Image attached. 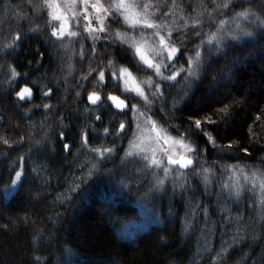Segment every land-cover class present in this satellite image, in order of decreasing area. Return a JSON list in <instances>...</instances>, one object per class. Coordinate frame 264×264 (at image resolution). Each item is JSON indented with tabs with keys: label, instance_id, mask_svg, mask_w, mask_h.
<instances>
[{
	"label": "trees",
	"instance_id": "obj_1",
	"mask_svg": "<svg viewBox=\"0 0 264 264\" xmlns=\"http://www.w3.org/2000/svg\"><path fill=\"white\" fill-rule=\"evenodd\" d=\"M130 1L134 4V0ZM144 2H151L162 11L171 8L170 16L149 21L163 23L168 20L169 27L164 31L182 25L184 21L179 18L184 17L189 23L200 19L203 35L216 31L214 22L229 20L231 16V13L215 15L210 22L206 14L214 5L209 0H176L175 7H172V0ZM222 2L216 0V4ZM240 3L241 0H237V5ZM134 8L142 11L139 7ZM245 9H251L264 18V0L244 2L234 11ZM201 13L205 15L200 16ZM21 16H29L31 22L23 23L19 20ZM172 20L176 22L172 23ZM0 21L4 26V43L9 41V30L12 34L17 31L27 33L19 42L18 49L10 53L5 50L0 54V65H11L20 73L21 87L25 84L31 86L32 82L39 85L38 89H33L30 103L15 101L14 93L6 82L0 86V112L3 113L0 137L8 140V145L0 143V264H213L212 258L222 250L225 242L235 244V247L222 257L220 264H264V220L259 219L264 215V208L255 202L258 194L242 191L238 202L227 201L226 198L219 201L221 207L229 209L231 216L241 220L239 228L230 226L223 219L224 213L217 208L215 193L222 182L219 167L215 169L217 180L211 188L213 195H205L198 179L190 175L195 196L191 191L181 193L179 190L173 195L169 184L165 193L145 197L148 181L144 180L138 190L137 184L143 177L133 173V165H121L120 158L127 147L125 137L117 141V155L113 159L98 163L93 174H87L93 161L87 152L81 154L84 151L81 133L89 131V148H111L113 137L105 139L104 128L112 130L113 125L130 123L124 116H113L116 109L107 107L109 102L103 99L107 93L138 104L142 111L146 109L138 99L130 100L128 95H121L111 83L101 90L93 87L96 80L90 78L89 82H84L87 89L84 91L80 87V77L99 64V70L106 71L107 79L108 60L115 61L117 66L128 67L138 81L148 78L150 73L137 71L118 48L101 47V43L96 45L95 56L90 57L88 44L91 42L82 41L79 37L73 38L66 55L64 49L58 51L59 46H53L47 35L51 29L43 30L46 21L37 19L25 0H3ZM238 21L245 31L253 35L230 41L227 56L209 57L201 79L186 95H178L179 85L166 89L168 105L176 101L174 111L165 107L161 112L160 104L156 103L150 114L171 136L177 135V128L170 125H176L179 132H185L192 122L189 117L218 121L215 124L204 123L202 127L217 144L230 142L232 148L228 152L234 155H218L217 150L206 143V137L192 136L189 142L193 146L208 149L201 157L205 161L204 166L220 161L251 166L245 168L249 173L257 166L264 172V28L248 25L243 18H238ZM109 23L107 26L118 28V25ZM36 26L42 30L29 31ZM227 27L234 25L229 23ZM118 30L124 32L123 28ZM176 43L179 46V40ZM81 44L84 46V60L78 56ZM187 47L193 49L191 43ZM38 53H43V56ZM183 62L181 58L179 63ZM61 64L63 68L59 67ZM68 65H71V72ZM24 73H28L26 79ZM7 75L5 67L0 80ZM213 77H216L215 81ZM48 89L52 90L51 96L42 98L41 93ZM77 91L80 92L79 97L76 96ZM93 91L102 97V106L88 102L87 97ZM145 91H148L147 87ZM44 104L50 105L51 109H44ZM225 106L226 120L225 113L220 111ZM91 108L98 110L91 113ZM165 112L169 115L165 116ZM97 115L101 117L100 121L95 119ZM128 115L131 117L132 113ZM89 125L91 129H88ZM127 135L131 136L130 130ZM21 140L23 142L18 145ZM36 141L40 143L36 144ZM65 144L69 145L68 151L64 149ZM243 149H247V153ZM20 157H24L22 167L14 163ZM84 164L88 166L81 168L80 165ZM14 170L23 173L21 181L15 185L11 183ZM73 180L80 187L69 192ZM121 182L128 187L122 186ZM240 183L244 185L242 177ZM247 187L250 185H245ZM190 198L194 203L208 207L211 223L208 224L206 239L201 236L205 227L203 216L192 221L194 232L186 233L184 230ZM234 235L239 238V243L233 240ZM253 237L256 239H251ZM202 239L210 251H205Z\"/></svg>",
	"mask_w": 264,
	"mask_h": 264
},
{
	"label": "snow or ice",
	"instance_id": "obj_2",
	"mask_svg": "<svg viewBox=\"0 0 264 264\" xmlns=\"http://www.w3.org/2000/svg\"><path fill=\"white\" fill-rule=\"evenodd\" d=\"M209 2L214 5L212 11L206 14L210 22L213 21L215 15H228L231 13V16L229 20L221 19L214 22L216 31L202 35L203 26L200 19H193L189 23L184 17H180L179 19L184 21L183 24L169 31H164V29L169 27L168 20H164L163 23L149 22L150 20L170 16L171 8L169 11H162L155 8L151 2L145 3L144 0H134V4L126 3V0H108L107 7L101 3V0H95V2L79 0L81 6L79 11H72V8L76 6V0H72L71 7L67 4L65 5V8L72 12L71 17L68 16L67 11L59 14L61 5L57 3V0H25L29 10L35 14L36 18L46 21L43 30L51 29L50 32H47V35L53 46H59L58 51L62 48L65 50L64 54L66 55L68 45L74 42L73 38L79 37L82 41H91L88 44V48L91 50L89 53L90 57L95 56L96 45L101 43V47L118 48L137 71L150 73L148 78L138 81L128 67L117 66L115 61L108 60L107 79L105 72L99 70V64L86 75L80 77V87L84 91H87L84 88V82H89L90 78L96 80L93 87L101 90L106 88L108 83H111L113 87L120 90L121 95H128L130 100L138 99L146 109V111H142L138 104L128 103L120 99V96L108 94L103 98L109 101L107 107L116 109L113 116H124L130 123L128 125L125 123H119L118 126L113 125L112 130L107 127L104 128L103 136L105 139L110 136L113 137L111 148H89V131L85 130L81 133V147L84 150L81 154L87 152L91 155L93 161L87 174L91 176L93 169H97L98 163L113 159L117 155V141H122L125 137H127V147L124 149V155L120 158L121 165L125 167L129 164L133 165V173L143 177L140 183L137 184L138 190L143 185L144 180L148 181L149 187L147 192L144 193L145 197H154L165 193L169 184L173 195L179 190L181 193L191 191L192 196H195V191L191 189L190 175L198 179L205 195H213L211 188L216 179L215 169L219 167L222 182L219 183V191L215 193L217 208L218 211L224 213L223 219L225 222H229L230 226L239 228L241 224L240 218L231 216L229 209L226 206L221 207L219 201L226 198L227 201L238 202L241 198V192L249 191L258 193L255 202L258 206L264 208V172L259 171V166L249 173L245 171V168H250L251 166L223 164L220 161H213L211 165L204 166L205 161L201 157L208 149L207 147L197 148L193 146L189 142L192 136L206 137V143L216 149L218 155H234L228 152V149L232 148L230 142L224 145L217 144L215 138L202 127L204 123L215 124L218 121L193 120L189 117L192 122L185 132H179L178 126L170 125L177 128V135L171 136L167 129L160 125L157 120H154L150 114L153 112L156 103L160 104L161 112L164 111L165 107H169L170 111H174L176 101L173 100V103L170 106L168 105L165 97L166 89L179 85L178 95H186L187 91L191 90L195 83L201 79L209 57H225L228 54L226 49L229 47L230 41H238L240 36L253 35L252 32L245 31L238 18H243L248 25L264 28V18H261L251 9H245L240 12L234 11L236 6H242L244 2L251 3V0H241L240 5H237V0H223L221 4H216V0H209ZM2 3L3 0H0V4ZM34 3L35 7H33ZM175 5L176 0H172V7H175ZM134 6L141 8L142 11L135 12L133 18V15L129 13ZM199 15L203 16L205 14L201 13ZM19 20L23 23L31 22L29 16H21ZM93 20L98 23L93 24ZM105 20L110 21L111 24L118 25V28L105 27ZM175 22V20H172V23ZM13 23H17V21H13ZM229 23L233 24L234 27H227ZM19 26H22V24ZM73 27H78L80 31L73 30ZM119 28H123L124 32L119 31ZM41 30L39 26L29 29L31 32H39ZM237 30H239V35H237ZM100 33L105 35L101 37ZM127 33H133V35H128ZM174 34L175 39H173ZM25 35L27 33L21 34L19 31L12 34L11 30H9V41L4 43V26L3 22L0 21V54H3L5 50H9L10 53L18 49L19 42ZM66 38H68L67 43L65 42ZM176 40H179V46H177ZM189 43L193 45L192 50L187 47ZM190 51L191 54H189ZM38 55L43 56V53H38ZM78 56L81 60L85 59L83 44H81ZM181 58H183V63H179ZM178 63L179 67H177ZM5 67H7L8 75L4 80H0V86L6 82L14 93L15 101L30 103L33 99V89H38L39 85L36 82H32L31 86L25 84L21 87L18 79L20 73L16 72L11 65H0V73L3 72ZM59 67L63 68L64 65L61 64ZM68 69L71 72V65H68ZM94 73L96 74L95 76L93 75ZM165 73L168 74L166 75ZM23 76L26 79L28 73H24ZM215 79L216 77H213L214 81ZM145 87L148 89L147 92ZM51 94L52 90L48 89L42 92L41 96L46 98L51 96ZM76 96H80L79 91L76 92ZM87 99L91 105H103L102 97L96 91L91 92ZM36 107H41V105H36ZM42 107L46 110L51 109L48 104H44ZM226 109L227 106L220 109L221 112L225 113V120L227 118ZM97 110V108H91L89 112L94 113ZM129 113H132L131 117H129ZM164 115L168 116L169 113L165 112ZM2 116L3 113L0 112V117ZM89 119H91V116ZM95 119L100 121L101 117L97 115ZM91 127L89 125L88 129H91ZM129 130L131 131V136L127 135ZM61 138H63V134H61ZM0 143L8 145V140L0 137ZM35 143L39 144L40 141ZM64 149L68 151L69 145L65 144ZM242 151L247 153V149ZM23 160L24 157H20L14 163L22 167ZM137 164L140 167H135ZM87 166V164L80 165L81 168ZM14 171L15 176L11 181L13 185L21 181L23 175L22 171ZM224 176H227L228 179L224 180ZM240 177L243 178L244 185H241ZM121 183L122 186L128 187L127 184ZM245 185H250V187L245 188ZM79 187L80 184L73 180L68 191L75 192ZM187 207L189 211L184 218L185 232L187 233L190 230L194 232L195 227L192 221L197 220L199 216H203L205 227L201 230V236L206 239L209 234L208 224L211 223L208 207L206 205L202 207L198 202L194 203L191 198ZM259 219L264 220V215L260 216ZM205 239H202L201 243L205 251H210L207 248ZM251 239H256V237ZM233 240L239 243V238L236 235L233 236ZM233 247H235V244H227L225 242L222 250L212 258L213 264H220L222 257L228 254L230 248Z\"/></svg>",
	"mask_w": 264,
	"mask_h": 264
},
{
	"label": "rangeland",
	"instance_id": "obj_3",
	"mask_svg": "<svg viewBox=\"0 0 264 264\" xmlns=\"http://www.w3.org/2000/svg\"><path fill=\"white\" fill-rule=\"evenodd\" d=\"M71 2H72V0H57V3H59L60 5H61V9H60V12H59V14H63L65 11H67V14H68V16L69 17H71V14H72V12L71 11H68L67 10V8H65V5L67 4L69 7H71ZM90 2H95V0H90ZM101 3H103L104 5H105V7H107V4H108V0H101ZM126 3H129V4H132L131 3V1L130 0H126ZM80 3H79V0H76V6H75V8H72V11H79L80 10ZM90 11H91V9H90ZM135 12H140V11H138L137 9H135L134 7L132 8V9H130V15H133V18H134V13ZM98 22L96 21V20H93V24H97ZM107 24H108V21L107 20H105L104 21V25H105V27H107ZM73 30H76V31H80V29L78 28V27H73ZM101 37H103L105 34L104 33H100L99 34ZM130 35H133V33H131ZM137 39H139V37L137 38ZM90 41V40H89ZM91 42V41H90ZM102 42V41H101ZM150 43H151V41H150ZM207 92H209V91H207ZM108 94H110V93H108ZM107 94V95H108ZM111 94H113V93H111ZM113 95H116V94H113ZM116 96H119V95H116ZM121 97V96H120ZM122 98V97H121ZM106 100V99H105ZM107 101V100H106ZM126 102H128L127 100H125ZM107 102H109V101H107Z\"/></svg>",
	"mask_w": 264,
	"mask_h": 264
},
{
	"label": "bare ground",
	"instance_id": "obj_4",
	"mask_svg": "<svg viewBox=\"0 0 264 264\" xmlns=\"http://www.w3.org/2000/svg\"><path fill=\"white\" fill-rule=\"evenodd\" d=\"M109 25H110V23H109ZM114 26V25H113ZM107 27H110V26H107ZM112 27V26H111ZM112 28H114V27H112ZM105 65V64H104ZM107 65V64H106ZM106 72V71H105ZM106 75V74H105ZM105 93V92H104ZM106 94V93H105ZM104 94V95H105ZM108 94V93H107ZM114 94V93H113ZM197 179V178H196ZM217 180V179H216ZM221 180V179H220ZM216 182V181H215ZM192 183V182H191ZM216 184V183H215ZM199 187V186H198ZM258 194V193H257ZM246 199V198H245ZM253 202V201H252ZM131 226V225H130Z\"/></svg>",
	"mask_w": 264,
	"mask_h": 264
},
{
	"label": "water",
	"instance_id": "obj_5",
	"mask_svg": "<svg viewBox=\"0 0 264 264\" xmlns=\"http://www.w3.org/2000/svg\"><path fill=\"white\" fill-rule=\"evenodd\" d=\"M110 94H111V93H110ZM111 95H113V94H111ZM33 96H34V94H33ZM120 99L125 100L124 98H121V97H120ZM22 142H23V140H21V141L18 143V145L21 144Z\"/></svg>",
	"mask_w": 264,
	"mask_h": 264
}]
</instances>
